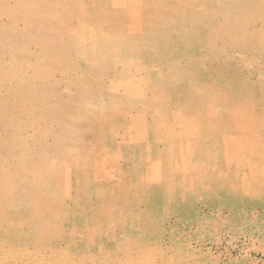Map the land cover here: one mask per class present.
Here are the masks:
<instances>
[{"label": "rangeland", "instance_id": "obj_1", "mask_svg": "<svg viewBox=\"0 0 264 264\" xmlns=\"http://www.w3.org/2000/svg\"><path fill=\"white\" fill-rule=\"evenodd\" d=\"M38 1L1 0L0 76L8 79L21 67L29 93L36 100L49 99L37 100L30 117L18 108L9 112L14 108L7 95L20 80L12 75L0 83V103L10 108L2 112L10 118L0 117V180L8 178L4 168L25 172L35 163L40 170L47 158L66 173L61 198H48L35 185L29 199L34 209L0 212V264H264V0H258L256 11L246 9L251 21L244 27L246 47L238 46L242 35L236 42L219 36L208 49L199 45L193 52L177 41L175 54L168 52L163 61H153L147 52L132 60L117 57L111 73L103 72L98 56L90 70L70 46L83 20L143 46L152 43L153 33L172 12L179 19L186 0H42L46 7ZM204 1L193 3L197 19L207 14ZM186 13L179 22L194 27L196 18ZM204 32L195 40L206 41ZM32 39L41 40L43 49ZM46 48L57 54L52 64ZM63 50L67 64L60 58ZM51 65L55 71L50 75ZM189 67L200 85L219 90L238 85L247 99L226 103L223 110L211 104L208 119L185 112L163 83ZM185 87L183 100L203 99L199 88ZM85 95L87 108L80 100ZM221 121L222 131L205 129ZM65 126L73 129L71 135H64ZM7 127L19 129L16 139L5 133ZM20 185L27 187L24 181Z\"/></svg>", "mask_w": 264, "mask_h": 264}, {"label": "bare ground", "instance_id": "obj_2", "mask_svg": "<svg viewBox=\"0 0 264 264\" xmlns=\"http://www.w3.org/2000/svg\"><path fill=\"white\" fill-rule=\"evenodd\" d=\"M201 1L203 2V0H201ZM205 1H207V0H205ZM205 1H204V3H205ZM40 2H41V5L43 7H46L45 6L46 4L45 3L43 4L42 0ZM40 2L38 1V4ZM164 2H165L164 0H161L162 4H164ZM186 2H187V5H188V6H186V8H182L181 9L179 7L181 9V11H179V15H180L179 19H177V21H176L175 18H173L175 12L174 13L172 12L170 17L168 19L164 20L166 22L160 27V29H158L156 32L153 33V41L150 44H146V45H143V46H136L135 43H133L132 41L127 40L125 42L120 36L115 35V33H113L112 31H110L111 34L106 33L105 31L109 30V28H106V29H101L100 28V30L92 28L90 23L88 21H86L88 19L83 20L84 23H82V25H81V29H80L79 34L74 35V37H75L74 40L72 39L71 42H69V44H71L70 46H72L79 53V55H80L79 57H80L81 60H85L86 62H88L87 65H89L88 67H90L89 68L90 70L95 69L94 68L95 65L93 64V60L95 61V59L98 56V59L100 57L103 58L102 60L100 58V62L103 65L102 66V70H104L103 72L105 73V70H106V71H109V73H111V71L114 68V65L116 63L115 60H117V57L118 58L121 57L123 60H132V58H134V56H140L142 54H145L144 52H147V53H149L148 56L153 61H155V62L163 61V60H165V57L168 55V52L171 51L170 54H175L176 51H174V53H172L173 52L172 50L176 49L174 44L177 41H180V42H183V43L187 44L188 45V49L190 51H192V52L199 45L205 46L208 49L209 42L214 41L219 36H222V37H225V38H228V39H231V38L233 39L234 38L233 40H235V38H237L238 35H242L245 38L244 39L243 37H241L242 39H244V42H246V40L248 42V37H247V35L245 33L244 27L246 26V24L251 23V21L249 19H247L250 15L247 16L248 11L246 9L248 8V10L256 11L257 10V6H259L258 0L257 1H255V0H208V2H207L208 3L207 4L208 9H207V12H206L207 14L204 15V18H201V19H199V18L197 19V17H196V16H198V14H196V12H195L196 9H195V6L193 4V3L196 2V0H186ZM169 3L171 4V1ZM0 6L1 7L3 6L1 0H0ZM196 6H198V4ZM172 7H173V5H172ZM198 7H196V8H198ZM204 7H206V5ZM38 8H39V6H38ZM38 8H37V10L40 11L39 12L40 14L41 13L42 14L40 15L38 13V11H37V13L40 16H42L44 13H43V11L41 9H38ZM149 10H151V8ZM188 11L192 12L193 13L192 14L193 17L196 18L194 20H197L196 23L194 24V27H192V22L183 23V24H181L179 22V20H181L182 17L185 16V14H187L186 12H188ZM128 12H129V10H128ZM132 12L133 11H131L130 13H132ZM197 13H198V11H197ZM194 14H196V16ZM253 14H255V13H253ZM11 15H14V14L11 13ZM13 17H15V16H12V18ZM193 17L192 18L190 17V18L193 19ZM160 18H161V16H160ZM250 19L254 20L255 16L252 15V17ZM153 22H155V21H153ZM161 22H163V21H161ZM148 23L150 24V22H148ZM60 24H61V22H60ZM148 30H150V29L148 28ZM200 30H203V31H205L204 33H207V35L204 34L205 38H207V39H205L206 41H202L203 43L200 41L201 37H200L199 41L195 40V39H197V34H199L198 32ZM204 35H201V36L204 37ZM108 36H110V38ZM193 40H195V41H193ZM236 41L237 40H235V42ZM249 41H251V40H249ZM239 42H238V46L240 44L241 48H243L244 46L245 47L247 46V42H246V45H243V44H245L243 41H242L243 43H241V42L239 43ZM30 43L31 42L23 43L22 47L24 48L27 45H29ZM32 43L42 47L41 40L32 39ZM251 44H253V43L251 42L249 45H251ZM86 45H90L91 47L87 48ZM85 47L87 49H85ZM42 49H43V47H42ZM45 53H46L47 59L50 61V64H52V62L54 61L53 59L56 58L57 54L54 51H52L50 49H47V48H46V52ZM93 57H95V59H93ZM60 58H61V61L65 62V63L68 62L67 61L68 58L65 56V51L64 50L60 53ZM132 62H134V61H131L130 63H132ZM96 63H98V60H97ZM192 63H193V61H192ZM96 65H99V63L96 64ZM194 65H193V67H195ZM199 65H201V64H199ZM104 66L106 68H103ZM191 66H192V64H191ZM128 67L130 68V66H128ZM190 67H189V69L186 68V69H184L182 71H178L176 74H174L169 79L167 78V80L163 83V87H165L166 89H169L171 91V92H168V93H173L172 91H174L173 94L175 95L174 96L175 99L174 100L172 99V101H174V103H178L179 106L182 107V109L185 112H189L190 111V112L196 113L198 115V117L203 119V118H206L207 112L210 110L209 107H210L211 104H213L212 107L213 106H215L217 108L220 107L223 110V108L224 107L226 108V106H227L226 103L228 104L230 102H233V101H236V100H239V99L240 100L247 99V97L244 96L243 93L242 94H239L240 92L238 93V91H240V90L237 91V89H239V88H237L238 85H236L234 87H229L230 84H231L230 83V84H228L229 85L228 88L226 87L227 89L225 88L224 90H219L218 87H214V86L210 85V83H209V85H204L205 83L202 82V84L200 85L199 84L200 81L195 76H190V75L195 74L193 72H192L193 74L189 73V70H191ZM199 67L200 66H198V68ZM54 69L55 68L51 65L48 68L49 71L47 72V74L48 73H50V75L53 74V72L55 71ZM22 70H23V68L18 67L14 72L8 74L9 75L8 79H7V77L3 78L2 76H0V79H1L0 83L2 81L5 82L6 79L7 80L12 79V75L13 76L17 75L19 77L18 81L20 80V83L18 84L17 88L12 89L11 92L9 93V95H7V96H11L12 95L10 99L12 101L11 105H13L14 109L10 111L9 110L10 108L7 107L8 105L4 104L3 102L0 103V111H1L0 114L3 115V117H2V115L0 116L1 118H6L10 114L9 112H12V111L14 112V110L17 109V108L20 110L19 112L23 116L24 115H26V116L29 115V111H30V113L32 115V113H33L32 111L35 110L34 106H36L37 100H39L38 101V104H39L40 101L41 102H44V101L46 102L49 99V98H47L45 96V97H41L40 99L36 100V97L33 96L32 92L29 93L31 88H30V85H29L28 81L26 80L27 78L25 76H20L22 74V72H21ZM196 73L198 74V72H196ZM198 78H199V76H198ZM115 83H117V82H115ZM186 83H188V84H186ZM127 84H125V85H127ZM190 84L195 86V87H197V89L199 88V93L202 94V96H204V97H202L203 99H201L198 103H194L193 101L190 103L187 100H183V98H184L183 95H182L183 88H186L185 86L186 85H190ZM130 85L131 84H129V86ZM217 88H218V90H217ZM129 89H130V87H129ZM134 89H135V87H134ZM82 92H83V90H82ZM82 92L80 94L77 93L76 94L77 96L73 95L72 97H74V96L78 97V95H80V97H81V94L83 95ZM165 92L167 93V91H165ZM196 92L198 93V91H196ZM130 94H131V92H130ZM31 97H33V99H31ZM48 97H50V96H48ZM80 97H78V98H80ZM139 97H140V99L142 98L140 93H139ZM137 98H138V95H137ZM205 98H207V99H205ZM140 99L138 98L137 101L139 102ZM73 100H74V98H72V101ZM80 100H82L83 108L84 107L87 108V105H89L88 103L90 101L89 98H88V95L83 96V98L80 99ZM80 100L78 99L77 103L80 102ZM75 101L76 100H74L73 102H75ZM132 101H133V104H134L136 99L133 100V98H132ZM161 102L162 101L153 104L154 110H158L160 108ZM68 103H70L69 104V106H70L72 102L70 101ZM146 104L147 105H151V104H148V103H146ZM231 104L232 103H230V106H231ZM98 105H99V103H98ZM135 105H136V102H135ZM138 105H140V104L138 103ZM141 105H143V104H141ZM60 107L63 110L65 106H63V107L60 106ZM31 108H32V110H31ZM65 108H67V107H65ZM76 108L70 109V110H72L70 112L75 111ZM86 108H85V110H86ZM80 109H81V107L79 108V112H81ZM162 109H163V107H162ZM6 110L7 111L9 110V112H8L9 114L8 113H6V114L2 113L4 111H6ZM45 110L47 111V108ZM81 110H83V109H81ZM85 110H83V112H85ZM102 110H103V108H102ZM143 110H145V109L143 108ZM87 111H89V110H87ZM53 112L55 113L54 114L55 118H59L58 117L59 113H58L57 107L53 110ZM105 112H106V109H105V111L103 113H105ZM229 112L230 111H228V113ZM91 113L92 112L90 111V112H88L86 114L91 115ZM211 113L212 112H210V113L208 112V114H211ZM17 114H18V112H17ZM17 114L15 113L13 115L14 118H17L16 117ZM79 114H81V113H79ZM165 114H166V111H165ZM219 114L221 115V113H219ZM178 115H180V113ZM178 115H177V117H180ZM51 116H52V114H51ZM77 116H75L74 118H76ZM188 116H190V115H188ZM29 117H30V115H29ZM84 117H86V116H84ZM88 118L90 119V117H88ZM200 118H198V119H200ZM194 119H196V118H194ZM206 119H208V117ZM226 119H228V118H226ZM210 121H211V119H210ZM222 122L223 121H221L219 123H216V124H214L213 122H212L213 124L212 123H207V128L205 126V129H208V128L213 129V128H215L216 131L218 129L220 131L221 130L220 128L221 127L223 128V125H224V123H222ZM163 125L166 126L165 124H162V126ZM200 126H201V122H200ZM75 127L77 128V130H79L78 125L75 126ZM10 128L14 129L15 126L14 127L11 126ZM10 128L7 127V129L10 130V131H6L5 130V133L7 132V135L9 136V138L11 136L15 135L16 131L19 130V129L18 130L17 129L16 130H11ZM65 133L67 135H71L73 133V129H68V126H65L64 135H65ZM11 138H13V137H11ZM15 139H16V135H15ZM199 143L202 144V141L199 142ZM183 149H185V148L183 147ZM199 149L201 150V148H199ZM207 150L209 151V148ZM216 150H217V148H216ZM71 154H73V152L69 151L66 156L69 158ZM208 154H210V152ZM55 155H57V154H55ZM66 160L64 158H62L61 159V163H62L61 165H66V162H65ZM75 160H77V158H75ZM44 162H45V165L43 167H41L40 170L38 168H35L34 166H32L35 163H32L29 166L28 171H25V172L22 171L21 167L16 169V170H11V171H10V168H4L3 171H7L9 173V175H8V178H6V179L3 178L2 181L0 180L1 181L0 182V184H1V186H0V212H4V213L9 212V215L10 214L11 215L12 214L16 215V214H18V212L20 210H22L21 209L22 207L26 206L28 210L31 209V207H33L32 209H34L36 207V205L30 206L29 199L31 200V198H32V196H30L31 195L30 193H31V189H33L35 185H38V186L41 185V187L44 188L48 198H55V199L56 198H58V199L61 198L60 194H59V189L61 190V186H62L61 182H62V179L64 178V176L62 178V174H63V171H64L63 169H65V168L62 169L63 171H62V174H61L60 168H56L55 165L53 164V162L50 160V158H47L46 160H44ZM67 162H68V160H67ZM23 181L27 183V187L26 188L22 187L20 185ZM28 185H29V187H28ZM58 195H59V197H58ZM61 196H62V193H61ZM30 202H32V200ZM17 207H18V210H15ZM15 211H17V212H15ZM35 215H36V213H35ZM27 221L28 220L26 219V223H27ZM33 228L38 229L37 224H36L35 221H33ZM36 232H37L36 230H33L31 233L34 234Z\"/></svg>", "mask_w": 264, "mask_h": 264}]
</instances>
